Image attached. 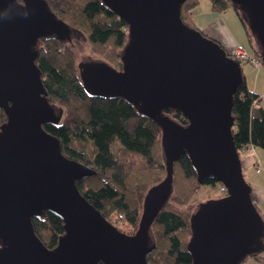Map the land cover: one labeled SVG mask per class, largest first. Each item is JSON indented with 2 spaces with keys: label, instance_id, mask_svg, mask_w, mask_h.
<instances>
[{
  "label": "water",
  "instance_id": "obj_1",
  "mask_svg": "<svg viewBox=\"0 0 264 264\" xmlns=\"http://www.w3.org/2000/svg\"><path fill=\"white\" fill-rule=\"evenodd\" d=\"M128 25L122 69L98 59L80 62L93 96L120 97L162 129L166 177L144 199L139 226L126 234L80 193L76 182L96 174L63 155L44 126L62 110L48 99L36 64L41 39L64 42L70 27L47 0H0V264H149L150 231L173 192L174 164L190 160L198 182L223 184L222 198L200 203L190 219L192 264H243L264 252V218L235 145L234 96L241 62L183 19L189 0H102ZM264 63V0H231ZM164 110L180 111L182 125ZM46 212L64 222L54 248L36 234Z\"/></svg>",
  "mask_w": 264,
  "mask_h": 264
},
{
  "label": "trees",
  "instance_id": "obj_2",
  "mask_svg": "<svg viewBox=\"0 0 264 264\" xmlns=\"http://www.w3.org/2000/svg\"><path fill=\"white\" fill-rule=\"evenodd\" d=\"M47 1L58 18L82 33L98 60L115 68L122 67L120 53L129 32L125 20L115 15L102 0ZM211 2L210 9L216 13L234 7L231 0ZM194 5H187L188 9ZM236 12L254 54L243 47L254 60L259 59L260 68L264 63L259 49L240 13ZM38 51L36 64L41 70L48 99L56 110L63 112L58 124H47L44 129L60 140L64 156L96 172L76 182L80 193L111 223L120 222L122 216L131 228L128 232L120 230L134 234L148 190L166 177L162 129L123 98L106 99L88 93L82 84L78 57L72 45L43 38ZM229 55L242 63L235 53ZM243 78L232 110L234 141L241 154L253 148L264 150V108L260 106V95L247 86L244 72ZM164 112L182 125L188 124L180 111ZM6 121L7 115L0 108V127ZM203 185L212 189L223 186L214 179L200 184L187 156L174 164L173 192L150 231L151 244L156 248L147 256L149 264H192L188 250L192 232L190 219L198 206L197 193ZM33 225L48 248L56 247L65 233L64 222L50 212L34 218ZM263 258V253L255 257L258 261Z\"/></svg>",
  "mask_w": 264,
  "mask_h": 264
},
{
  "label": "rangeland",
  "instance_id": "obj_3",
  "mask_svg": "<svg viewBox=\"0 0 264 264\" xmlns=\"http://www.w3.org/2000/svg\"><path fill=\"white\" fill-rule=\"evenodd\" d=\"M189 1H193V0H189ZM188 2L183 7V14H184L183 18H186V19L189 18V15H190L189 14L190 9H188V6H187ZM211 5H212L211 0H200V4L195 7L197 8L196 12L195 11L192 12V15L190 16L188 24H190L193 28L196 26L195 28L204 32L206 36L214 39L227 50L225 44L223 43L222 37L214 34L213 28L210 29L207 26L210 20H213V17L215 18L218 15L219 19H221L227 25V28L229 29V32L231 33V36L236 41V43H238V45H242V47L244 46L245 49L248 51V53L253 55L254 53H253V49L250 44L249 37L246 33L245 27L243 25V22L240 16L236 12L237 9L235 7H229L224 12L214 14L212 13L213 11H211L210 9ZM191 19L193 20V22L191 21ZM73 47L76 50V54L78 57L77 59L78 63L86 62V61L93 60V59H98L96 56L93 55L91 51V47L87 40L81 41L80 45H76ZM234 51H236V49ZM248 53L247 55H249ZM239 58L242 59L241 56H239ZM252 61H253V58L249 55V57H247V60L244 61L242 59V63H241V66H242V69H243V72L246 78L247 86L250 85L251 88H257V90L259 91L258 94L264 95V65L261 64L259 68L258 65H254ZM62 115H63V112H62ZM256 151L259 155L261 165H262L261 168L263 172L262 174H257L256 169H249L248 173L245 175V179L249 184H251L252 181L254 182L259 181L260 184L262 185V188L264 189V150L260 148H256ZM239 154H240L241 160L245 162L246 154H241L240 152ZM221 188H222L221 186H217L216 188L212 189L209 186L203 185L197 193L199 197L198 205L210 199H218L216 197L222 194ZM115 224L114 225L119 230L122 229L124 232H128L129 229L131 228V226L128 223H124V220L121 219V217H120V222L115 223ZM249 259H247L245 262L249 261ZM256 261H257V264H261V260L260 261L256 260Z\"/></svg>",
  "mask_w": 264,
  "mask_h": 264
},
{
  "label": "crops",
  "instance_id": "obj_4",
  "mask_svg": "<svg viewBox=\"0 0 264 264\" xmlns=\"http://www.w3.org/2000/svg\"><path fill=\"white\" fill-rule=\"evenodd\" d=\"M189 4H191V5L195 4V5L189 11L190 12L189 18H187V19L184 18L185 22L187 24L189 23V19H190V16L192 15V12L193 11L196 12L197 8H195V7L200 4V0L189 1L188 5ZM212 13L217 14L216 12H212ZM183 16H184V14H183ZM191 21L193 22L192 19H191ZM216 24H218V25H216ZM188 25L191 26L190 24H188ZM207 26L210 29L213 28L214 34L222 37L223 43L225 44L229 53H233L235 50V47L238 45V43H236V41L233 39V37L231 36V33L229 32V29L227 28V25L221 19H219V16L217 15L215 18L213 17V20H210V22L208 23ZM211 34H212V32H211ZM248 87L252 91H254L258 94L259 91L257 90V88H251L250 85H248ZM259 95H260V106H262L264 108V95H261V94H259ZM244 154H246L245 162H243L244 163L243 169H244L245 175L248 173L249 169H256V161H259L260 167L262 166L259 155H258L255 148H254V150L251 149L248 153H244ZM256 172H257V170H256ZM257 174H262V172L261 173L257 172ZM250 185L252 186L253 200L255 201L257 208L259 209L260 213L262 214V216L264 218V189L262 188V185L260 184L259 181H257V182L252 181ZM244 264H257V261H256V259H249V261L245 262Z\"/></svg>",
  "mask_w": 264,
  "mask_h": 264
},
{
  "label": "built area",
  "instance_id": "obj_5",
  "mask_svg": "<svg viewBox=\"0 0 264 264\" xmlns=\"http://www.w3.org/2000/svg\"><path fill=\"white\" fill-rule=\"evenodd\" d=\"M235 54L237 55V56H241L242 57V59L243 60H247V57H249V55H247V52H246V50L244 51V48L241 46V45H238L237 47H236V51H235ZM253 64L254 65H258V63H259V59H253ZM251 149H248V150H246L244 153H248L249 151H250ZM252 150H254V148L252 149ZM256 170H257V172L258 173H261V172H263V170H262V168L259 166V161H256ZM222 188H221V193L223 194V195H225L226 193H227V188L223 185V186H221ZM121 217V219H123V217L122 216H120ZM261 264H264V260H263V262L261 261Z\"/></svg>",
  "mask_w": 264,
  "mask_h": 264
},
{
  "label": "flooded vegetation",
  "instance_id": "obj_6",
  "mask_svg": "<svg viewBox=\"0 0 264 264\" xmlns=\"http://www.w3.org/2000/svg\"><path fill=\"white\" fill-rule=\"evenodd\" d=\"M183 19H184V18H183ZM184 20H185V19H184ZM72 34H73V35L70 36L69 38H66V40H65L64 42H62V41H60V42L64 43L65 45L76 46V45H80L81 41H85V40H86V38H85L83 35H81V34H79V33H77V32L72 33ZM41 40H42V39H41ZM44 40H47V39H44ZM40 42H41V41H40ZM78 64H79V63H78ZM117 69H118V70H121L122 67L119 66Z\"/></svg>",
  "mask_w": 264,
  "mask_h": 264
}]
</instances>
